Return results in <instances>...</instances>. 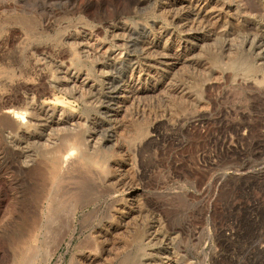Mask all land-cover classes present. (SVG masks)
I'll return each mask as SVG.
<instances>
[{"label":"rangeland","instance_id":"rangeland-1","mask_svg":"<svg viewBox=\"0 0 264 264\" xmlns=\"http://www.w3.org/2000/svg\"><path fill=\"white\" fill-rule=\"evenodd\" d=\"M260 45L264 0H0V264H264Z\"/></svg>","mask_w":264,"mask_h":264},{"label":"bare ground","instance_id":"bare-ground-1","mask_svg":"<svg viewBox=\"0 0 264 264\" xmlns=\"http://www.w3.org/2000/svg\"><path fill=\"white\" fill-rule=\"evenodd\" d=\"M145 2H146V1H145ZM253 4H254V2H253ZM173 7H174V6H173ZM258 7H259V6H258ZM210 8H211V7H210ZM197 10H198V9H197ZM195 11H196V10H195ZM122 29H123V28H122ZM191 31H192V30H191ZM84 39H85V38H84ZM148 41H149V40H148ZM139 46H140V45H139ZM260 47H261V45H260ZM261 48H262V54L264 55V46H262ZM82 49H83V48H82ZM162 49H163V48H162ZM82 51H83V50H82ZM158 51H159V50H158ZM160 51H162V50H160ZM174 51H175V50H174ZM104 53H105V52H104ZM160 54H166V53L164 52V53H160ZM163 56H164V55H163ZM176 58H177V57H176ZM259 62H260V61H259ZM247 66H248V65H247ZM248 68H249V66H248ZM66 69H67V68H66ZM60 70H61V68H60ZM63 70H64V69H63ZM63 70H62V71H63ZM246 70H247V69H244V71H246ZM248 70H249V69H248ZM249 71H250V70H249ZM249 71H247V72H249ZM60 72H61V71H60ZM66 72H67V71H66ZM66 72H65V73H66ZM71 72L73 73V71H71ZM77 72H78V70H77ZM62 73H63V72H62ZM68 73H69V72H68ZM79 73H80V72H79ZM79 73H78V74H79ZM60 74H61V73H60ZM63 74H64V73H63ZM74 74H75V73H74ZM79 76H80V75H79ZM65 77H66V74H65ZM138 77H139V76H138ZM252 77H253V76H252ZM62 78L64 79V77H62ZM68 78H69V77H67V79H68ZM74 78H75V77H74ZM77 78H79V77H77ZM63 79H62V80H63ZM65 79H66V78H65ZM65 79H64V80H65ZM68 80H69L70 82H73V78H70V79H68ZM84 80H85V79H84ZM109 80H110V79H109ZM136 80H137V79H136ZM7 81H8V80H7ZM50 81H51V80H50ZM81 81H82V80H81ZM81 81H80V82H81ZM128 81H129V80H128ZM15 82H16V81H15ZM15 82H14V83H15ZM39 82H40V81H39ZM39 82H37V83H39ZM43 82H44V81H43ZM48 82H49V81H48ZM59 82H60V81H59ZM62 82H63V81H62ZM67 82H68V81H67ZM82 82H83V81H82ZM6 83H7V82H6ZM14 83H13V84H14ZM21 83H22V82H21ZM40 83L42 84V82H40ZM83 83H84V82H83ZM112 83H113V82H112ZM131 83H132V82H131ZM7 84H8V83H7ZM7 84H6V85H7ZM16 84H17V83H16ZM24 84H28V83L25 82ZM32 84H33V83H32ZM41 84H40V85H41ZM59 84H60V83H59ZM73 84H74V83H73ZM85 84H86V83H85ZM128 84H129V82H128ZM207 84H208V83H207ZM10 85H11V84H10ZM29 85H30V84H29ZM34 85H35V84H34ZM34 85H33V86H34ZM40 85H39V86H40ZM48 85H49V84H48ZM61 85H62V83H61ZM75 85H76V82H75ZM109 85L111 86L110 83H109ZM120 85H121V84L118 85V88L116 89V91L112 92L111 96H117V95H119ZM16 86H17V85H16ZM16 86H15V87H16ZM46 86H47V85H46ZM129 86H131V85H129ZM138 86H139V85H138ZM140 86H141V85H140ZM3 87H4V85H3ZM5 87H6V86H5ZM15 87H14V89H15ZM37 87H38V86H36V87L34 86V88H37ZM40 87H41V86H40ZM42 87H44V86H42ZM63 87H64V86H63ZM71 87H72V86H70V90H72ZM136 87H137V86H136ZM6 88H7V87H6ZM44 88H45V87H44ZM51 88H52V87H51ZM51 88H50V89H51ZM53 88H54V87H53ZM64 88H65V87H64ZM66 88H67V87H66ZM128 88H129V87H128ZM140 88H141V87H140ZM172 88H173V87H172ZM9 89H10V88H9ZM16 89H18V88H16ZM45 89H46V88H45ZM11 90H12V89H11ZM33 90H34V89H33ZM40 90H41V89H40ZM131 90H132V88H131ZM140 90H141V89H140ZM140 90H139V91H140ZM6 91H7V90H6ZM8 91H9V90H8ZM8 91H7V92H8ZM16 91H17V90H16ZM38 91H39V90H38ZM44 91H45V90H44ZM49 91H50V90H49ZM121 91H122V90H121ZM135 91H136V89H135ZM3 92H4V91H3ZM11 92H12V91H10V93H11ZM39 92H40V91H39ZM45 92H46V91H45ZM8 93H9V92H8ZM41 93H42V91H41ZM124 93H125V92H124ZM1 94H3V93H1ZM5 94H6V93H5ZM14 94H16V93H14ZM129 94H130V93H129ZM8 95H9V94H8ZM10 95H12V94H10ZM125 95H126V94H125ZM132 95H133V94H132ZM138 95H139V94H138ZM3 96H4V95H3ZM39 96H40V95H39ZM134 96H135V95H134ZM142 96H143V95H142ZM59 97H60V96H59ZM6 98H7V96H6ZM11 98H12V97H11ZM119 98H121V97H116V99H119ZM9 99H10V96H9ZM114 99H115V98H114ZM126 99H127V98H126ZM0 100L3 101L2 97H1ZM6 100H7V99H6ZM112 100H113V99H112ZM7 101H8V100H7ZM119 101H120V100H119ZM123 102H124V101H123ZM117 104H118V103H117ZM123 104H124V103H123ZM1 105H2V103H1ZM3 105H4V104H3ZM4 107H5V106H4ZM7 107H8V106H7ZM11 107H12V106H11ZM125 107H126V106H125ZM125 107H124V108H125ZM9 108H10V107H9ZM9 108H3V109H1L2 116H0V117H3L2 125H3L6 129H10V130H15V129H16V130H17V129H18V130H19V129H20V130H27L28 120H26V119H27L26 113L23 112V111H26V110H23V111L19 112L20 110H19V111H18V110L15 111L16 109H15V110H12V109H9ZM45 109H46V108H45ZM122 109H123V108H122ZM21 110H22V109H21ZM50 110H51V109H50ZM50 110H49V111H50ZM34 111H36V110H34ZM38 111H39V110H38ZM45 111H46V110H44V112H45ZM26 112H27V111H26ZM59 113H60V112H59ZM29 114H30V113H29ZM33 114H34V113H33ZM36 114H37V113L35 112V115H36ZM42 114H43V113H42ZM44 114H45V113H44ZM47 114H48V113H47ZM27 115H28V114H27ZM37 115H39V113H38ZM60 116H61V115H60ZM41 117H44V116H41ZM50 117H51V116H50ZM57 117H58V116H57ZM28 118H29V117H28ZM33 118H34V115H33ZM35 118H36V117H35ZM46 118H47V117H46ZM46 118H44V119H46ZM65 118H66V117H65ZM37 119H39V117H38ZM53 119H54V118H53ZM57 119H58V118H57ZM57 119H56V120H57ZM114 119H115V118H114ZM0 120H1V119H0ZM29 120H30V119H29ZM46 120H48V119H46ZM67 120H68V119H67ZM38 121H39V120H38ZM42 121H43V120H42ZM33 123H34V122H33ZM40 123H41V122H40ZM59 123H60V122H59ZM63 124H64V123H63ZM63 124H62V125H63ZM69 124H70V123H69ZM48 125H49V124H48ZM58 125H59V124H58ZM66 125H67V123H66ZM29 126H30V124H29ZM52 126H53V125H52ZM114 126H115V125H114ZM0 127H1V126H0ZM39 127H41V126H39ZM39 127H38V128H39ZM46 127H47V126H46ZM48 127H49V126H48ZM50 127H51V126H50ZM53 127H54V126H53ZM56 127H57V126H56ZM60 127H62V126L60 125ZM103 127H104V126H103ZM33 128H34V127H33ZM35 128H36V127H35ZM38 128H37V129H38ZM1 129H3V128H1ZM51 129H54V128H51ZM57 129H58V128H57ZM59 129H61V128H59ZM59 129H58V130H59ZM16 130H15V131H16ZM48 130H49V128H48ZM112 130H113V129H112ZM237 130H238V128H237ZM15 131H14V132H15ZM49 131H51V130H49ZM49 131H47V132H49ZM140 131H141V130H140ZM11 132H12V131H11ZM19 132H20V131H19ZM37 132H38V131H37ZM43 132H45V131H43ZM53 132H54V130H53ZM61 132H62V131H61ZM63 132H64V131H63ZM78 132H79V131H78ZM99 132H100V131H99ZM7 133H8V132H7ZM15 133H16V132H15ZM20 133H21V132H20ZM30 133H31V132H30ZM41 133H42V131H41ZM41 133H40L39 135H41ZM64 133H65V132H64ZM64 133H63V135H64ZM141 133H142V132H141ZM236 133H237V132H236ZM22 134H23V133H22ZM24 134H25V133H24ZM24 134H23V135H24ZM47 134H48V133H47ZM58 134H59V132H58ZM58 134H57V135H58ZM107 134H108V133H107ZM132 134H133V133H132ZM9 135H10V134H8V136H9ZM13 135H14V134H13ZM26 135H27V134H26ZM34 135H35V134H34ZM59 135H60V134H59ZM61 135H62V134H61ZM75 135H76V134H75ZM140 135H141V134H140ZM143 135H144V134H143ZM145 135H146V134H145ZM5 136H6V135H5ZM15 136H16V135H15ZM15 136H14V137H15ZM24 136H25V135H24ZM43 136H44V135H43ZM49 136H50V134H49ZM52 136H54V135H51V137H52ZM73 136H74V135H73ZM137 136H138V135H137ZM141 136H142V135H141ZM14 137H13V138H14ZM29 137H30V136H29ZM29 137H28V138H29ZM32 137H33V136H32ZM58 137H59V136H58ZM78 137H79V136H78ZM144 137H145V136H144ZM13 138H11V140H12ZM41 138H42V136H41ZM60 138H61V137H60ZM60 138H58V139H60ZM73 138H74V137H73ZM81 138H82V137H81ZM140 138H143V137H140ZM242 138H243V137H242ZM4 139H5V138H4ZM36 139H38V138H36ZM42 139H43V138H42ZM74 139H75V138H74ZM143 139H144V138H143ZM143 139H141V140H143ZM6 140H7V139H6ZM17 140H18V139H17ZM28 140H29V139H28ZM30 140H31V139H30ZM43 140H44V139H43ZM45 140H46V138H45ZM49 140H50V139H49ZM49 140H48V141H49ZM51 140H53V139H51ZM138 140H139V138H138ZM146 140H147V139H146ZM14 141H15V140H14ZM34 141H36V140H34ZM53 141L58 142V141H56V140H53ZM53 141H52V142H53ZM64 141H65V138H64ZM64 141H63V142H64ZM70 141H71V140H70ZM82 141H83V140H82ZM101 141H102V139H101ZM107 141H109V140H107ZM7 142H8V141H7ZM24 142H25V141H24ZM44 142L46 143V141H44ZM73 142H74V141H73ZM4 143H5V141H4ZM14 143H15V142H14ZM26 143H27V142H26ZM49 143H50V141H49ZM68 143H69V142H68ZM95 143H96V142H95ZM95 143H94V144H95ZM100 143H101V142H100ZM100 143H99V144H100ZM108 143H109V142H108ZM7 144H8V143H7ZM16 144H17V143H16ZM33 144H34V143H33ZM51 144H52V143H51ZM53 144H54V143H53ZM72 144H73V143H72ZM92 144H93V143H92ZM96 144H98V143H96ZM18 145H19V144H18ZM26 145H27V144H26ZM40 145H41V144H40ZM42 145H43V143H42ZM6 146H7V145H6ZM8 146H10V145H8ZM12 146H13V145H12ZM19 146H20V145H19ZM29 146H30V145H29ZM48 146H49V145H48ZM69 146H71V145H69ZM69 146H68V147H69ZM77 146H79V145H77ZM77 146H75V147H77ZM80 146H81V145H80ZM82 146H83V145H82ZM110 146H111V145H110ZM26 147H27V146H26ZM75 147H74V148H75ZM37 148H38V147H37ZM40 148H41V147H40ZM46 148H47V147H46ZM74 148H73V149H74ZM2 149H3V148H2ZM8 149H9V148H8ZM12 149H13V147H12ZM12 149H11V150H12ZM41 149H42V148H41ZM41 149H40V151H41ZM48 149H49V148H47V149H45V150H48ZM51 149H52V148H51ZM66 149H67V148H66ZM73 149H72V151H73ZM77 149H78V148H77ZM14 150H15V149H14ZM38 150H39V149H38ZM53 150H54V149H53ZM55 150H56V149H55ZM67 150H68V149H67ZM134 150H135V149H134ZM0 151H2V150H0ZM18 151H19V149H18ZM21 151H22V150H21ZM28 151H29V150H28ZM40 151H39V152H40ZM57 151L61 153L60 149L57 150ZM57 151H56V152H57ZM68 151H69V153H67V154H65V155H61V156H60V153H59V156H60V157L57 158V159H58V164H59V166H60L61 168L72 169L73 167L76 166V165L74 166V164H75V163H74L75 160H73V156H74V155L72 156V153H70V152H72V151H70V150H68ZM75 151H77V150L75 149ZM81 151H83V150H81ZM19 152H20V151H19ZM45 152H46V151H44V153H45ZM58 152H57V153H58ZM73 152H74V151H73ZM84 152H85V150H84ZM86 152H87V151H86ZM6 153H7V152H6ZM8 153H9V152H8ZM16 153H17V152H16ZM26 153H27V152H26ZM26 153H24V154H26ZM29 153H31V151H30ZM42 153H43V152H42ZM53 153H54V151H53ZM64 153H66V152H64ZM88 153H89V152H88ZM19 154H20V153H19ZM24 154H23V155H24ZM51 154H52V153H51ZM55 154H56V153H55ZM78 154H79V153H78ZM11 155H12V153H11ZM15 155H16V154H15ZM15 155H14V156H15ZM39 155H40V154H39ZM43 155H44V154H43ZM47 155H48V154H47ZM56 155H57V154H56ZM56 155H55V156H56ZM96 155H97V154H96ZM1 156H2V155H1ZM17 156H18V155H17ZM20 156H21V155H20ZM45 156H46V155H45ZM50 156H51V155H50ZM53 156H54V155H53ZM83 156H84V155H83ZM90 156H91V155H90ZM31 157H32V156H31ZM77 157H78V156H77ZM87 157H88V156H87ZM101 157H102V156H101ZM14 158H15V157H14ZM18 158H19V156H18ZM21 158H22V157H21ZM23 158L25 159L24 156H23ZM35 158H36V157H35ZM75 158H76V157H75ZM85 158H86V157H85ZM89 158H90V157H89ZM101 159H102V158H101ZM14 160H15V159H14ZM44 160H46V159H44ZM84 160H85V159H84ZM96 160H97V159H96ZM96 160H95V161H96ZM39 161H40V160H39ZM54 161H55V160H54ZM54 161H52V162H54ZM95 161H94V163H96ZM47 162H48V161H47ZM78 162H79V161H78ZM86 162H87V161H86ZM99 162H103V160H102V161H99ZM18 163H19V162H18ZM18 163H17V164H18ZM32 163H33V162H32ZM49 163H51V162H49ZM49 163H48V164H49ZM90 163H91V162H90ZM97 163H98V162H97ZM103 163H104V162H103ZM44 164H45V162H44ZM44 164H43V165H44ZM92 164H93V163H92ZM98 164L100 165L101 163H98ZM40 165H41V164H40ZM50 165H51V164H50ZM79 165H80V162H79ZM79 165H78V168H79ZM93 165H94V164H93ZM103 165H104V164H103ZM14 166L17 167V165H14ZM37 166H38V165H37ZM46 166H47V165H46ZM57 166H58V165H57ZM82 166H83V165H82ZM96 166H98V165H96ZM11 167H12V166H11ZM31 167H32V166H31ZM34 167H35V166H34ZM39 167H43V166H39ZM48 167H50V166H48ZM48 167H47V168H48ZM98 167H99V166H98ZM98 167H97V168H98ZM100 167H102V166H100ZM14 168H15V167H14ZM45 168H46V167H45ZM50 168H52V167H50ZM76 168H77V167H76ZM80 168H81V167H80ZM84 168H85V167H84ZM87 168H88V167H87ZM102 168H103V167H102ZM10 169H12V168H10ZM32 169H33V168H32ZM40 169H41V168H40ZM43 169H44V168H43ZM56 169H57V168H56ZM56 169H55V170H56ZM17 170H18V169H17ZM17 170H16V171H17ZM26 170H27V169H26ZM55 170H54V171H55ZM89 170H90V169H89ZM30 171H31V170H30ZM33 171H34V169H33ZM85 171H86V170H85ZM96 171H97V170H96ZM18 172H19V171H18ZM39 172H41V171H39ZM39 172H38V173H39ZM47 172H48V171H47ZM64 172H65V171H64ZM64 172H62V173H64ZM76 172H77V171H76ZM86 172H87V171H86ZM94 172H95V171H93V173H94ZM20 173H21V172H20ZM50 173H51V172H50ZM67 173H68V172H67ZM67 173H66V174H67ZM99 173H100V172H99ZM36 174H37V173H36ZM54 174H55V173H54ZM87 174H88V173H87ZM73 175H74V174H73ZM93 175H94V174H93ZM104 175H105V174H104ZM104 175H103V176H104ZM46 176H47V175H45L44 177H46ZM55 176H56V175H55ZM57 176H58V175H57ZM67 176H68V175H67ZM96 176H97V175H96ZM7 177H8V176H7ZM69 177H70V176H69ZM72 177H73V176H72ZM72 177H71V178H72ZM78 177H79V175H78ZM90 177H91V176H90ZM97 177H98V176H97ZM227 177H228V176H227ZM246 177H247V176H246ZM263 177H264V176H263ZM40 178H41V177H40ZM48 178H49V177H48ZM55 178H56V177H55ZM80 178H81V177H80ZM93 178H94V177H93ZM99 178H100V177H99ZM102 178H103V177H102ZM261 178H262V177H261ZM28 179H29V178H28ZM41 179H42V178H41ZM236 179H237V178H236ZM48 180H49V179H48ZM56 180H57V179H56ZM59 180L61 181V179H59ZM101 180H102V179H101ZM233 180H234V179H233ZM237 180H238V179H237ZM30 181H31V180H30ZM34 181H35V180H34ZM44 181H45V180H44ZM44 181H43V183H45ZM49 181H50V180H49ZM53 181H54V180H53ZM40 182L42 183V181H40ZM40 182H39V183H40ZM51 182H52V181H51ZM95 182H96V181H95ZM102 182H103V181H102ZM68 183H69V182H68ZM71 183H72V182H71ZM37 184H38V183H37ZM46 184H47V182H46ZM49 184H50V183H49ZM72 184H73V183H72ZM47 185H48V184H47ZM62 185H63V184H62ZM64 185H65V184H64ZM64 185H63V186H64ZM53 186H54V185H53ZM60 186H61V185H60ZM36 187H38V186H36ZM36 187H34V188H36ZM43 187H44V186H43ZM43 187H42V188H43ZM61 187H62V186H61ZM61 187H60V189H61ZM34 188H33V189H34ZM50 188H51V187H50ZM68 188H69V187H68ZM36 189H37V188H36ZM45 190H46V189H45ZM48 190H49V189H48ZM51 190H52V189H51ZM42 191H43V190H42ZM58 191H59V188H58ZM32 192H33V191H32ZM49 192H50V191H49ZM61 192H62V191H61ZM65 192H69V190H68V191L66 190ZM65 192H64V193H65ZM35 193H36V192H35ZM42 193H44V192H42ZM50 193H51V192H50ZM64 193H61V194H64ZM36 194H37V193H36ZM39 194H40V193H38L37 197H38V196L40 197ZM46 194H47V193H46ZM51 195H52V194H51ZM59 195H60V194H59ZM47 196H48V195H47ZM60 196H61V195H60ZM39 197L37 198L38 200H39ZM56 197H57V196H56ZM58 197H59V196H58ZM35 198H36V197H35ZM41 198H42V197H41ZM10 199H11V197H10ZM53 199H54V197H53ZM55 199H57V198H55ZM7 200H8V199H7ZM45 200H46V199H45ZM45 200H44V201H45ZM8 201H9V200H8ZM45 202H46V201H45ZM62 202H63V201H62ZM48 203H49V202H48ZM14 204H15V203H14ZM14 204H13V205H14ZM34 205H35V204H34ZM34 205H33V207H34ZM37 205H38V204H37ZM57 205H58V204H57ZM27 206H28V205H27ZM35 206H36V205H35ZM38 206H39V205H38ZM47 206H48V205H47ZM55 206H56V205H55ZM33 207H32V209H33ZM52 207H53V206H52ZM56 207H58V206H56ZM9 209H10V208H9ZM48 209H49V208H48ZM17 210H18V209H17ZM33 210H34V209H33ZM51 210H52V209H51ZM19 211H20V210H19ZM36 213H37V212H36ZM64 214H65V213H64ZM92 214H93V213H92ZM1 215H2V214H1ZM7 215H9V214H7ZM11 215H12V214H11ZM32 215H33V214H32ZM62 215H63V214H62ZM60 216H61V214H60ZM82 216H83V215H82ZM37 217H38V216H37ZM50 217H51V216H50ZM86 217H87V216H86ZM0 218H1V217H0ZM45 218H46V216H45ZM48 218H49V216H48ZM88 218H89V216H88ZM18 219H19V218H18ZM35 219H37V218H35ZM41 219H42V217H41ZM62 219H64V218H62ZM68 219H69V218H68ZM86 219H87V218H86ZM86 219H85V220H86ZM2 220H3V219H2ZM33 220H34V219H33ZM66 220H67V219H66ZM71 220H72V219H71ZM71 220H70V221H71ZM35 221H36V220H35ZM35 221H34V222H35ZM48 221H49V220H48ZM70 221H69V222H70ZM40 222H41V221H40ZM84 222H85V221H84ZM8 223H9V222H8ZM64 223H66V222H64ZM0 224H1V223H0ZM7 225H8V224H7ZM36 225H37V224H36ZM41 226H42V225H41ZM64 226H65V225H64ZM0 227H2V226H0ZM26 227H27V226H26ZM36 227H37V226H36ZM43 227H44V225H43ZM53 227H54V226H53ZM39 228H40V224H39L38 229H39ZM28 229H29V228H28ZM33 229H34V228H33ZM16 230L19 231L18 228H17ZM36 230H37V229H36ZM56 230H57V229H56ZM14 231H15V229H13V232H14ZM64 231H66V230H64ZM236 231H237V230H236ZM19 233H20V232H19ZM63 233H65V232H63ZM16 234H17V233H16ZM31 234H32V233H31ZM36 234H37V233H36ZM36 234H35V235H36ZM152 234H153V233H152ZM242 234H243V233H242ZM246 234H247V233H246ZM13 235H14V234H13ZM35 235H34V236H35ZM58 235H59V234H58ZM62 235H63V234H62ZM41 236H42V235H41ZM36 237H38V236H36ZM234 237H235V236H234ZM242 237H243V236H242ZM58 238H59V237H58ZM240 238H241V237H240ZM23 239H24V237L22 236L21 233H20V234H17L16 236H13V240H14L18 245H19L20 242H23ZM90 239H92V238H90ZM155 239H156V238H155ZM226 239H227V238H226ZM31 240H32V238H31ZM36 240H37V238H36ZM93 240H94V239H93ZM231 240H232V239H231ZM57 241H58V240H57ZM59 241H60V240H59ZM59 241H58V242H59ZM84 241H86V240H84ZM58 242H56V243L58 244ZM82 242H83V241H82ZM29 243H30V242H29ZM33 243H34V242H33ZM30 244H31V243H30ZM88 244H89V243H88ZM27 245H28V244H27ZM58 245H59V244H58ZM84 245H85V243H84ZM92 245H93V244H91V247H92ZM11 246H12V245H11ZM11 246H10V247H11ZM25 246H26V245H25ZM88 246H89V245H88ZM93 246H94V245H93ZM18 247H19V246H18ZM22 247H23V246H22ZM26 247H27V246H26ZM26 247H25V249H26ZM58 247H59V246H58ZM12 248H13V247H12ZM16 248H17V247H16ZM23 248H24V247H23ZM27 248H28V247H27ZM54 248H55V247H54ZM49 249H52V247L49 248ZM56 249H58V248L56 247ZM92 249H93V248H92ZM22 251L24 252L23 249H22L21 251H18V252H22ZM49 252H52V251H49ZM54 252H55V250H54ZM15 253H17V252H15ZM21 255H22V254H20V256H21ZM16 256H17V255H16ZM93 256H94V255H93ZM105 256H106V255H105ZM19 258H20V257H19ZM166 258H167V257H166ZM20 259H21V258H20ZM125 259H126V258H125ZM22 260H23V259H22ZM134 260H135V259H134ZM94 261H95V260H94ZM103 261H104V260H103ZM122 262H123V261H122ZM132 262H133V261H132ZM132 262H131V264H132ZM174 262H175V261H174ZM126 263H127V262H126ZM128 263H129V262H128ZM19 264H20V263H19Z\"/></svg>","mask_w":264,"mask_h":264}]
</instances>
